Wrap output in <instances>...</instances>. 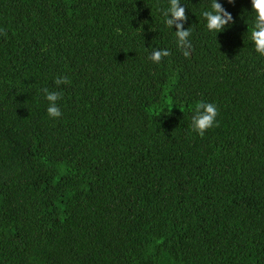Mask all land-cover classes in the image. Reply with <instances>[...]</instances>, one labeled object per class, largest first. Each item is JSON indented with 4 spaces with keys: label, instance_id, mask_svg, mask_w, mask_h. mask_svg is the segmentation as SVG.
<instances>
[{
    "label": "trees",
    "instance_id": "16d2710c",
    "mask_svg": "<svg viewBox=\"0 0 264 264\" xmlns=\"http://www.w3.org/2000/svg\"><path fill=\"white\" fill-rule=\"evenodd\" d=\"M217 2L180 0L186 58L169 0H0V264H264V57Z\"/></svg>",
    "mask_w": 264,
    "mask_h": 264
},
{
    "label": "clouds",
    "instance_id": "9594fccd",
    "mask_svg": "<svg viewBox=\"0 0 264 264\" xmlns=\"http://www.w3.org/2000/svg\"><path fill=\"white\" fill-rule=\"evenodd\" d=\"M228 4H234L235 0H226ZM170 7L162 12L164 22L169 28L175 26V36L177 38V46L182 50L183 55L187 58L190 56L189 49L192 48L189 42L191 32L189 29H184V22L188 19L185 13V8L181 7L180 0H169ZM253 26L250 33V39L254 45V50L261 57H264V0H251ZM203 17L206 20V28L209 32L221 33L226 27L234 23L230 13L224 10L222 5L217 0H211V10L203 11ZM0 35H6L3 29H0ZM171 53L167 50H153L149 59L153 63H160L162 58L170 56ZM70 81L67 77H57L55 84H68ZM42 92L49 102L47 113L50 118H59L62 115L57 101L62 98L60 92H50L47 88L42 89ZM218 115L217 106L213 103H205L200 101L195 107V114L192 116V131L203 137L207 130L212 128L216 122Z\"/></svg>",
    "mask_w": 264,
    "mask_h": 264
}]
</instances>
